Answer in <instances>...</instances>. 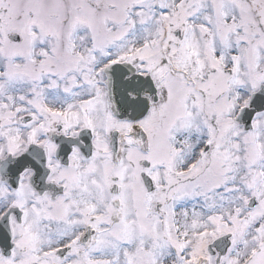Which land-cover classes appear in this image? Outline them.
<instances>
[{
	"label": "snow or ice",
	"instance_id": "snow-or-ice-1",
	"mask_svg": "<svg viewBox=\"0 0 264 264\" xmlns=\"http://www.w3.org/2000/svg\"><path fill=\"white\" fill-rule=\"evenodd\" d=\"M0 264H264V0H0Z\"/></svg>",
	"mask_w": 264,
	"mask_h": 264
}]
</instances>
